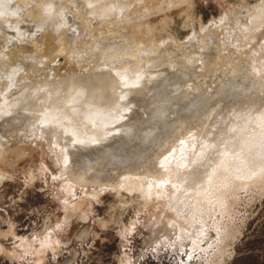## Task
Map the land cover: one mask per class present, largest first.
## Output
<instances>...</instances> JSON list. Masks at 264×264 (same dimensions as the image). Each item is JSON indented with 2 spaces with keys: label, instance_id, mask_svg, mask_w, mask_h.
Masks as SVG:
<instances>
[{
  "label": "rangeland",
  "instance_id": "374dc122",
  "mask_svg": "<svg viewBox=\"0 0 264 264\" xmlns=\"http://www.w3.org/2000/svg\"><path fill=\"white\" fill-rule=\"evenodd\" d=\"M126 1H131V5L122 16L114 11L95 14L83 0H62L67 8L62 6L66 11L60 29L36 30L31 22L24 21L19 40L12 30L6 28L10 31L7 33L0 21V60L9 58L8 49H11L17 56L28 52L29 59L38 62L39 67L46 65V71L40 75L6 80L4 89L0 87V103L4 93L14 90L23 78L42 87L39 99L43 100L41 97L48 95L49 90L44 82L58 79L59 83L71 74L106 68L113 73L112 69L119 70L123 64L127 67L130 62L147 65L152 58H159L157 54H163L161 57L167 62L175 63L176 58V62L192 63V66L198 64L197 60L203 62L196 67L201 69L200 78L194 75L199 72L195 68L197 72L192 69L193 75L197 77H191L190 72L191 78L186 77L188 73H184L186 76L181 73L171 77L175 82L169 78L170 87L165 86L164 91L160 90L163 85L153 87L139 114L125 117L126 135L117 141L118 146H109L110 151L106 147V152L104 148L84 155L87 158L74 160L75 155L68 156L70 152L64 140L56 143L57 137L45 131L40 123L33 129L26 122H13V126L19 125L16 129L12 126L14 132L0 136V264H264V177L261 176L264 169L259 171L264 168V144L254 139L244 143L242 139L246 132L256 131V120L239 122L241 139L237 136L228 142L226 167L213 172L211 190L200 179L197 182L201 188L195 181L189 185L192 179L187 181L189 186L197 183V188L193 187L198 193L205 192L202 193L205 197L193 201L181 212L176 210V213L169 200L179 185L178 179L168 178L173 168L161 173V160L166 157L160 159L174 143L181 146L188 143L183 136L186 137V131L188 137L189 127L193 125L197 126L195 132L198 131L189 142L193 143L190 145L193 152L201 146L198 143L202 138L213 137V150L222 147L230 132L229 123L243 112L245 102L254 99L245 98V91L257 98L254 115L257 120H264V46L254 51L253 56L254 48L248 50L252 46L244 30L256 13L264 11V0ZM32 2L35 3L25 0L24 5L32 8ZM9 4L12 3L8 7L13 10L17 2ZM105 40L109 46L113 42L112 47L102 46L108 43ZM209 43L213 44L210 51ZM216 44L223 46V49L218 47L219 53L216 50L218 54L214 50ZM170 50L175 59L172 56L170 59ZM205 52L215 53L216 57L210 58L215 54L207 56ZM176 53L182 55L177 57ZM202 57L207 58L206 63ZM139 60L144 63L136 62ZM240 65L248 68L243 70ZM157 88L161 93H157ZM155 92L157 95L153 97ZM260 95L263 98L259 99ZM143 109H148V116L142 113ZM226 115L231 119L228 118L229 122L223 121V118L227 120ZM5 120H0V125ZM261 131L264 134V125ZM46 132L49 135L44 136ZM214 156V151L208 153L200 165L202 170L215 164ZM188 158V162L182 158L186 163L179 161L177 176L189 169ZM178 168L184 170L179 172ZM256 172L262 173L258 174L261 178ZM77 173L84 176L82 180L76 178ZM154 174L163 179L161 187L155 186L149 177ZM203 185L210 194L202 190Z\"/></svg>",
  "mask_w": 264,
  "mask_h": 264
},
{
  "label": "bare ground",
  "instance_id": "6f19581e",
  "mask_svg": "<svg viewBox=\"0 0 264 264\" xmlns=\"http://www.w3.org/2000/svg\"><path fill=\"white\" fill-rule=\"evenodd\" d=\"M11 1H13L14 3ZM15 1L17 2V4H15L16 3ZM28 1L30 2V0H28ZM61 1L62 0H34L35 3L34 4H33V2L31 3L32 8H30V7L28 8V6L26 7L24 5L25 0H0V21L4 23V29L6 30V28H7V29L12 30V35L17 36L18 40L20 39L19 37L22 36V34H23L22 31L24 29L22 31H21V29H22V25H25V24H22V23H25L24 21L31 22L34 25L32 28L35 27L36 30H38V29L42 30L44 28L45 30L48 29L51 31H56V30L60 29V27H61L62 17H65V16H63L64 15L63 12L66 11L64 9L67 8L61 3ZM9 2L12 3L13 5L15 4L17 7L12 6V4H9V6L11 5L14 9L16 7V9L18 8V10H16V9L12 10L11 7H8ZM83 2H85V4H88L91 7V8L89 7L91 9L90 11L95 13V14L96 13L97 14L105 13V12L112 13V11H114L116 13L118 12V14L120 13L122 16H123V14L127 13L128 9L130 8V5H131L130 4L131 1L129 2L126 0L125 1L124 0H83ZM62 6H64L65 8L62 9ZM89 8H87V9H89ZM107 13H105V14L107 15ZM65 15H66V13H65ZM100 15H103V14H100ZM26 25L28 26V23ZM245 26H246V28H244ZM244 27L243 28L245 30V33H247L246 36L250 40L249 44H251V46H252L248 50H250V49L252 50V48H254L253 51L251 52V54L254 51L256 52L258 50H261L260 48H262L264 46V11L256 13L251 18L250 23L244 25ZM45 30L41 31V33L44 32ZM71 30H73V28ZM71 30H70V32H71ZM226 30H228V29H226ZM6 31H5V33H6ZM242 31H243V29H242ZM9 32L7 31V33H9ZM74 34L75 33L73 31V35ZM76 34H77V32H76ZM73 37H75V36H73ZM217 39H216V41H217ZM227 40H229V39H227ZM249 40H248V42H249ZM9 41H11V40H9ZM109 41H110V39H109ZM107 42L108 41H106V43ZM217 42H219V41H217ZM223 42H224V39H221L220 43L223 44ZM112 43L110 44V46H109V42L107 44L102 45V46H107L109 48V47H112L111 46ZM211 43H209V46L207 49L208 51L213 49V48H211V46L213 45V44L210 45ZM224 44H223V46H224ZM216 45H214L215 52L219 47L217 45V48L215 49ZM118 46H120V45L118 44ZM223 46L219 47V49L222 48ZM237 46H238V44H237ZM121 47H123V45H121ZM102 48H104V47H102ZM105 49H107V48H105ZM115 49H113V50H115ZM8 50H9V52H8L9 58L4 57V58H1V60H0V87L1 88L6 86V80L17 79L18 76H21V75H24V76L34 75V73L36 75H40L46 71V65L39 67L38 62H33L32 60L29 59L28 52H26V51H25L26 53L21 52V54H19L18 56L16 55L17 54V52H16V54L14 53L16 55L15 56V55H13L11 49H8ZM119 50H121V48ZM190 50H192V49H190ZM218 50H217V52H218ZM240 50H241V48H240ZM115 52H116V50H115ZM171 52H173V50L172 51L170 50L169 57L172 56L175 59L176 58L175 54L172 53L174 55L173 56L172 54H170ZM224 52H225V50H224ZM18 53H19V51H18ZM201 53H202V51H201ZM231 53H232V50H231ZM11 54H12V59H11ZM178 54L176 53L177 57H180L182 55L180 53H178ZM205 54H207V53L205 52ZM211 54L213 55L215 53H211ZM251 54L250 55L247 54V55L250 56L249 58H251L253 60L254 53L252 54L253 55L252 57H251ZM208 55H210V54L208 53L207 56ZM212 55H210V56H212ZM156 56H159V58H156L154 56L156 58L155 60H153V58L151 59L152 56L150 57L151 60H149V58H147V60L152 61L148 64L146 62L147 65H145V64L140 65V64H137L134 62H132L134 64H130L131 63L130 62L129 65H127V67H125L126 64L122 63L124 65V67L121 69L116 67L119 70H115V69L113 70L112 69L113 73L108 71L106 68V69H102L99 71L96 70V72L90 71V72H85L82 74L80 73V75H78V73L76 75H74V74L67 75L65 77V79H63L61 82L59 81V83L57 81L58 79L48 80V81L44 82L45 83L44 86L49 89L47 91L48 95H46V96L43 95V96H45V97H41L43 100L39 99V97L41 96L40 95V89H42V87L39 88V85L32 83L33 80L28 81L29 79L23 78L21 82H18L15 84L14 90H11L8 93H4V95H3V101L0 103V120H2V119L3 120L6 119V120L4 121V124L0 125V136L4 132L13 131L12 128L13 127L15 128V126L19 122H26V124L28 123L27 127L33 128V129H36L38 123H40L42 128L45 131H48L49 133L52 132L53 136L55 135L54 137H57L58 140L55 141L56 138L54 139V141L56 143L61 139L64 140L63 144L69 150L68 152H70L69 155H68L67 151H66V153L68 156H70V154H72V156L75 155L74 160H78L81 156L84 157V155H88L89 153L91 154L93 151L102 150L104 148H105V152H106L109 149V146L113 147L115 144L117 145L118 144L117 141L119 139L121 140L122 137H125L126 132H127V128L123 126V121H124L125 117H127L128 115L139 114L141 108H143V106L145 107V105H146L145 103H146L147 99L151 96V93H153V92H151V91H154V89H152L153 87H157L158 85L159 86L163 85L164 86L163 89H161V87H162L161 86L160 90L164 91V89L166 88L165 86H167V83L168 84L170 83L169 78H171L174 75L177 76L178 74L180 75L181 73L182 74L188 73V74H186L188 76H186L185 74L184 75L186 77H189V72H190V74L192 73L191 77H197L199 75V73H201L200 72L201 69L200 68L197 69L196 67L198 66V64L200 67L201 63H203V62L199 63L200 61L197 59H195V60L198 61V64L193 63V66H192V63L190 65L189 63H184L181 61L176 62L177 58L175 59V63H174L172 61L167 62L166 60H164V58H163L164 56L161 57L158 54ZM172 57H170V59ZM204 57H202V58L204 59V62H205V60L207 58L205 59ZM215 57H216V54L214 57H210V58L214 59ZM258 57L260 58V56H258ZM258 57L256 56V58H258ZM261 57H262V55H261ZM202 58H199V59H202ZM262 58L264 59V57H262ZM133 59H136V58L134 57ZM213 59H211L210 62ZM263 59H262V61L264 62ZM116 60H119V59H116ZM121 60H122V57H121ZM183 60H184V58H183ZM247 60H248L247 62H249V59H247ZM256 60L258 61V59H256ZM245 61H246V59H245ZM136 62L139 63L140 60L136 61ZM263 62H262V64H263ZM142 63H144V61ZM205 63L202 64V66L204 65L203 66L204 70L206 69ZM211 63H209V64H211ZM255 63L257 64V62H255ZM185 64H188L189 66L188 65L186 66ZM242 64L247 65L244 62ZM111 65H113V64H111ZM241 65H240V67H242L243 70L244 69L246 70V68H248V67H245L244 65L243 66H241ZM117 66H119V65H117ZM263 66H264V64H263ZM243 67H245V68H243ZM258 67H259V64H258ZM260 67H262V66H260ZM112 68H114V67H112ZM195 68L199 72H197ZM192 69H194L198 74H196V73L194 74L195 71H193ZM236 69L238 70V68H236ZM245 73H246V71H245ZM193 74L197 75V76H194ZM204 75L207 76L205 73H204ZM242 75L245 76V74H242ZM246 75L248 76L247 73H246ZM185 76H183V78ZM200 76H202V75H199L198 77L200 78ZM191 77H189V78H191ZM212 77H211V79H212ZM179 78H177V79L180 80ZM181 78H182V76H181ZM199 78H197V80L200 82L201 80H199ZM203 79L205 80V78H203ZM213 79H214V77H213ZM172 81L173 80L171 78V82ZM202 81H201V83L203 84L204 81L203 82ZM173 82H175V81H173ZM164 83H166V84H164ZM197 84L200 85V83H198V82H197ZM197 84H196V86H197ZM169 85L167 87H170ZM171 86H173V85H171ZM198 88L200 89L201 87H198ZM198 88L196 87L195 89H198ZM158 89L159 88H157V93L158 92L161 93V91L160 90L158 91ZM170 90H172V89H170ZM170 90H166V91H170ZM245 92L247 93L246 94L247 96L245 98H247V97L249 98L251 96L252 98L257 99L254 97L255 95L253 93H250L251 95L249 94V96H248L249 92H247V91H245ZM251 92H253V91H251ZM41 93H44V92H41ZM163 93H164L163 95H167V93L166 94H165V92H163ZM252 94L254 96H252ZM156 95L157 94L155 92L153 97L154 96L156 97ZM232 95H233V93H232ZM257 96L258 95H256V97ZM260 98H263V95H260L259 99ZM38 99L41 100L42 103H39L40 101ZM253 100L245 102L246 104H244V105H246V106L243 109V112L245 111V113L242 112L243 114L241 113L239 116H237V118L234 117L235 118V119L233 118L234 121L233 122L231 121L232 123L231 122L229 123L230 124V130H229L230 132L226 136V141L222 140L225 143V144H223V142H222L221 143L222 145L220 144L222 147H219V148L213 150V147L215 144L213 142L214 141L213 137H212L213 140L209 139V138H207V139L205 138L206 139L205 140L204 138H202L200 140V143H198L201 146L198 147L199 145L198 146L196 145L195 147L196 148L198 147V149H195L196 151L193 152L192 148H194V147L191 148L190 147L191 143H189V142L198 135V131L196 129L197 133L195 132V128L197 126L195 127L192 123L193 127H189V128L191 130H192V128L194 129V130H192L193 133H191L192 131L189 130L190 137L188 135V137H189L188 138L187 132L185 131L186 135L185 134L184 135L186 137L183 136L185 143L186 142H188V143L184 144L185 146H183V145L181 146V143H179L180 144L179 145L178 142H176L177 144L174 143L176 148H175V146H171L172 148L169 147L171 149L166 150V152L164 153L166 155L163 156L164 155L163 154L161 156L160 159H163L166 157L165 159L161 160V163L163 165H161V163H159V161H158L159 166L160 165L163 166V169L159 167L160 170L162 169L161 173H163V171L169 172V171H171L170 169L173 168L171 175L168 176V178L171 179L173 177L172 179H178V181L177 180H174V181L179 182L178 183L179 185L176 184V185H178V187L174 186L176 188L173 192L171 191L172 194L169 197V200L172 202L171 203L172 206L175 207V211L177 210L178 212H181V211L187 209L191 203L193 204V201H194V203H196L195 201H198L199 199L203 200V197H205V195L202 193H205V192H203V191H202V193L199 192L202 195L201 196L195 190L197 188V185H198V187L200 186V184L197 182V180L200 179V182L202 184H206V182H207L206 186L208 188L210 187L212 189V186H211V184H212L211 180L212 179L211 178H213V175H215L213 172H215L219 168L226 167L225 162H227V161L225 160V157H226L225 151L228 147L227 144H228V142H230L231 140H233L237 136H239V134L241 132L239 122L241 120H244V119H247L250 121L256 120V126H255L256 131L253 132L251 130V131L246 132L247 133V134L245 133L246 136L243 135V136H245V138H242V139H244V141L243 140H241V141H243L244 143H247L250 139H254L255 141L263 142V144H264V134L261 131V128L264 125V120H257V117H256L257 115H254L255 108H256L255 106H256L257 102H255V100L254 101ZM262 101L264 104L263 99H262ZM149 102H151V101H149ZM154 103H156V102H153V105H154ZM260 107H262V106H260ZM143 110H145V111H143ZM143 110H142L143 112L142 111L141 112L142 113L145 112L146 116H148L147 114H149V113H146V110H148V109H143ZM141 115L144 116V114H141ZM227 116L228 115H226L224 117H227ZM228 118H229V116L227 117V120H225L223 118V121H228ZM13 122H14V124H15V122H18V123L15 126H13L12 125ZM0 123H1V121H0ZM17 126H19V125H17ZM189 126H191V125H189ZM253 130H255V129H253ZM48 132H46L44 134V136L49 135ZM63 132H64V135H62ZM216 133H215V136L217 135ZM62 136H65V137L63 138ZM192 136H194V137H192ZM48 137H50V136H48ZM187 138H188V140H185ZM240 139H241V137H240ZM59 143H60V141H59ZM119 145H120V143H119ZM177 145H179L180 147H178ZM65 146H63V147H65ZM122 146H124V145L122 144ZM125 146H126V144H125ZM191 146H193V143ZM106 147L108 149H106ZM173 147L175 149H173ZM66 148H64V149H66ZM61 149L59 151H61ZM172 149H173V151H172ZM79 150H80L79 153L75 152V151H79ZM110 150H112V148H110L108 151H110ZM114 150H115V148H114ZM52 151H55V148ZM169 151H171V152L169 153ZM190 151L193 153H191ZM210 151H212V152L214 151V154L216 156V159H215L216 162L213 166H211V167L209 166V168H206V170H205V168H204V170H202V168H201L202 166L200 167V165L202 163L204 164V162H205L204 159H206V156L208 155V153ZM190 153L192 155H190ZM121 154H120V156H121ZM127 155L125 156V161H126ZM167 156H169V157H167ZM187 156L188 157L190 156V158H191V159L188 158V160H190L189 163L191 162L189 164L190 167H189V169L187 168V170L186 169L184 170L183 168H178L179 172L184 170V171H182L184 173L180 172V173H178L179 175L177 176L178 171L177 172H175V171L177 170L178 165L181 164L180 162L183 161L182 158L184 157L186 160ZM128 157H129V155H128ZM84 158H87V157H84ZM123 159H124V156L120 160L123 161ZM183 162H185V161H183ZM79 165H80V163H79ZM183 165H184V163H183ZM199 168H201V170H199ZM261 169L259 171H263L264 168L262 167ZM233 170H235V169H232V171ZM257 170L258 169H256V171ZM77 172L79 173V175H81L79 171H77ZM78 173L76 174V176L78 175ZM121 173H123V172H121ZM259 173L256 172L257 175ZM172 174H175V176H177V178H175V176H173ZM202 174H203V176L201 177ZM261 174H259V175H261ZM230 175H231V172H230ZM232 175H233V173H232ZM259 175H258L259 178H261V176L264 177V174L261 176H259ZM152 176L153 177H151V176H149V177L152 178V182L154 181L153 183L155 184V186L157 184L158 185L160 184V187H161V184L164 182L163 179L161 177H160L161 179L156 178V176L158 177V174L157 175L154 174ZM78 177L79 176H77L76 178H78ZM81 177H84V176L82 175ZM81 177H79V178L82 180ZM233 177H234V175H233ZM154 178H156V179L154 180ZM227 179H230V177ZM189 180H191V181L189 182ZM174 181L172 180V182H174ZM187 181L189 182V185L193 181L197 182L198 184L194 182L195 183V184L193 183L194 186L197 184L196 188H194L193 185L189 186L188 184H186ZM160 182H162V183H160ZM210 182H211V184H209ZM206 186L203 185L202 190L208 189V188H204ZM152 187H153V185H152ZM147 188L149 189V186ZM199 188H201V186ZM154 189H156V188H154ZM209 189H208V191H209ZM149 191L152 192L151 190H149ZM208 191H207V193L210 192V191L209 192ZM197 204H198V202H197ZM177 211H176V213H177Z\"/></svg>",
  "mask_w": 264,
  "mask_h": 264
}]
</instances>
